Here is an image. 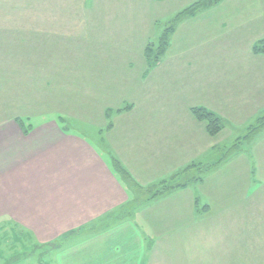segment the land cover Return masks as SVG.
Returning a JSON list of instances; mask_svg holds the SVG:
<instances>
[{"label":"rangeland","instance_id":"rangeland-1","mask_svg":"<svg viewBox=\"0 0 264 264\" xmlns=\"http://www.w3.org/2000/svg\"><path fill=\"white\" fill-rule=\"evenodd\" d=\"M198 1L0 0V28L32 33L11 41L32 49L31 85L26 70L25 96L20 97L25 100L16 106L27 114L20 119L32 133L47 125L69 128L63 131L71 141L81 138L114 154L133 180L129 185L140 204L151 201L164 181H187L172 171L178 161L158 162L146 152L156 136L145 127L160 128L163 135L177 130L193 139L197 120L191 110L211 108L202 96L215 92L220 100L215 110L231 119L218 118L225 127L216 136L206 129L207 142L217 136L224 140L218 154L225 162L230 155L242 156L203 176L208 196H199L201 183H195L183 196L178 188L170 190L167 197L176 196L163 201L177 200L183 208L197 197L200 207L230 209L231 214L215 212L211 218L225 216L241 224V240L258 246L264 238V0H221L187 17ZM165 34L168 46L160 54ZM20 73L0 71V79L12 84ZM125 107L131 110L120 111ZM197 122L205 125H200L202 133L207 125ZM106 160L112 167L113 159ZM204 170L193 167L187 178L200 177ZM63 222L59 230L0 229V264H58L53 249L82 232Z\"/></svg>","mask_w":264,"mask_h":264},{"label":"crops","instance_id":"crops-1","mask_svg":"<svg viewBox=\"0 0 264 264\" xmlns=\"http://www.w3.org/2000/svg\"><path fill=\"white\" fill-rule=\"evenodd\" d=\"M31 34L30 30L0 28V39H3L0 71L22 72L18 77L15 74L17 81L12 84L8 76L0 79V194L4 196L0 197V229L59 230L64 229V219L69 220V228L82 232L53 249L58 264H240L241 261L264 264V254H259L262 247L264 250V238L258 240V246L254 240H241V224L227 221L225 216L211 218L216 209L209 204L196 205L200 203L197 197L183 208L175 204L177 200L171 199L170 204L163 201L176 196L175 192L172 197H167L169 192L137 204L136 193L107 162L106 158L113 159L111 152L96 149L93 143L81 138L71 141L63 131L67 128L57 125H47L34 133L25 126L26 133L17 119L27 114L21 113L16 105L25 100L26 70L27 86L31 85L32 49L11 41ZM14 84L19 86L18 90ZM245 91L246 95L250 92ZM214 94L210 91L202 96L209 100L211 107L204 108L225 122L229 117L215 110L220 107V100ZM192 124L193 139L185 138V132L169 130L163 135L160 128L145 127L156 136L151 139L152 148L146 152L158 162L166 158L178 161L179 168L172 171L178 177L184 176L180 179H187L185 187L178 188L182 196L195 183H201L202 188L197 194L208 196L203 176L208 177L225 162L224 154H218L224 148V140H218L221 137L217 136L215 142H207L206 128L200 132V125H205L197 121ZM239 156L242 154L230 155L224 166ZM191 166L205 168L201 175L204 182L187 178L191 176ZM232 212L220 209L216 213L220 216ZM27 239L32 242L31 237ZM34 241L42 243L40 237Z\"/></svg>","mask_w":264,"mask_h":264},{"label":"trees","instance_id":"trees-1","mask_svg":"<svg viewBox=\"0 0 264 264\" xmlns=\"http://www.w3.org/2000/svg\"><path fill=\"white\" fill-rule=\"evenodd\" d=\"M219 1H221V0H199L196 3V5H193V8L190 9V10H193V11L192 12L191 11H188L187 12V14H190V15H187V17L194 16L195 15V12H197V11H199L201 9L207 8L209 6H213L216 3H218ZM263 45H264V43H263ZM167 46H168V35L165 34L163 36L162 40H161V44H160V50H161V52H159V53L162 54L164 52V50H166L165 48ZM146 53L147 54H145V57L149 61H151L152 56L150 55V51H147ZM130 110H131L130 108L125 107V108H123L120 111H122V112H128ZM112 112H113L112 110L106 111V113H105L106 114V117L107 116H110L112 114ZM191 112H192L193 117L197 121H202V122H204L207 125V128L206 129L208 130V132L212 136H216L217 134H219L223 130V127L224 126H223L221 120L218 119L214 114L208 112V110H206L205 108H203V107H195V108H193L191 110ZM17 121L19 122V123L18 122L17 123L19 125H21V127L25 128V124L23 123V121L20 118L17 119ZM25 131L27 133L28 129L25 128ZM257 135L255 134L254 137L256 138ZM112 167H113V170L115 171V173H117L118 175H120V177H122L125 180V182H127L128 185H129V183L132 180L131 177H130V175L128 174V172H126L124 170V168L121 166V164L117 160H115L114 157H113ZM191 168H192V166H191ZM189 169H190V167H189ZM185 172H186V170H185ZM175 177H178V176H175ZM174 179L175 178L171 179L169 182L164 181L161 184H159L160 187L158 188L157 192L155 194H153V196L150 197L151 200H154V199H156V198H158L160 196H163V195L169 193L170 190H172L174 188H182V187H185L186 183L185 184H182V185L179 184V183H177V182L173 183L174 182ZM193 180L196 181V182H202L203 181V178L202 177H197V178H194ZM129 187H131V186L129 185ZM76 234H78V233H76ZM59 247H60V245H59Z\"/></svg>","mask_w":264,"mask_h":264}]
</instances>
